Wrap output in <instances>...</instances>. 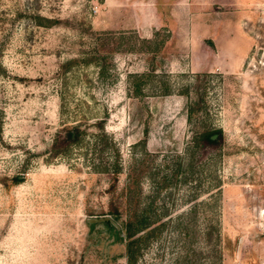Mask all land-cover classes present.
Returning a JSON list of instances; mask_svg holds the SVG:
<instances>
[{
	"label": "rangeland",
	"instance_id": "1",
	"mask_svg": "<svg viewBox=\"0 0 264 264\" xmlns=\"http://www.w3.org/2000/svg\"><path fill=\"white\" fill-rule=\"evenodd\" d=\"M176 1L0 0V264H264V0Z\"/></svg>",
	"mask_w": 264,
	"mask_h": 264
},
{
	"label": "trees",
	"instance_id": "2",
	"mask_svg": "<svg viewBox=\"0 0 264 264\" xmlns=\"http://www.w3.org/2000/svg\"><path fill=\"white\" fill-rule=\"evenodd\" d=\"M79 135V129L76 126L66 127L56 132L54 139L52 141V148L57 149L61 146V144H68L72 141H75L78 138ZM221 132L218 128H211V129H203L200 130L195 136L194 141H201V144L204 146L208 145H214L216 144L220 139ZM197 139V140H196ZM15 181H19L18 177L14 178ZM110 229H113L114 227L110 224H107ZM124 228L126 230V235L129 236L131 233L130 229V223L127 220L123 221ZM136 226L135 229H140L143 224H141L138 219L136 220ZM133 229V230H135ZM120 239V238H119ZM129 249V247H128Z\"/></svg>",
	"mask_w": 264,
	"mask_h": 264
},
{
	"label": "crops",
	"instance_id": "3",
	"mask_svg": "<svg viewBox=\"0 0 264 264\" xmlns=\"http://www.w3.org/2000/svg\"><path fill=\"white\" fill-rule=\"evenodd\" d=\"M175 3H179V4H180L181 2H180V0H178V1H176Z\"/></svg>",
	"mask_w": 264,
	"mask_h": 264
}]
</instances>
